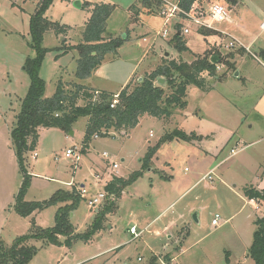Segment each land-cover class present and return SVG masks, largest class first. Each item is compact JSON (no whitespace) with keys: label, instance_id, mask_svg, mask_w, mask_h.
I'll return each mask as SVG.
<instances>
[{"label":"rangeland","instance_id":"rangeland-1","mask_svg":"<svg viewBox=\"0 0 264 264\" xmlns=\"http://www.w3.org/2000/svg\"><path fill=\"white\" fill-rule=\"evenodd\" d=\"M39 1L0 0V241L9 246L35 227H53L58 209L71 204L58 200L21 216L15 201L26 177V201L44 202L58 189L77 190L81 184L87 191L86 198L69 213L73 233L56 234L55 243L41 237L28 240L33 253L27 264H147L150 254L162 252L161 258L165 251L178 256L177 264H255L247 252L256 228L254 221L263 215L264 203H252L242 190L247 184L260 183L264 162V120L252 111L264 88V65L255 59L247 61L249 67L239 64L241 70L253 72L252 82L235 77V70L221 80L206 77L210 84L206 91L189 85L185 108L177 109L167 122L144 116L127 133L111 131L107 136L92 137L85 153L81 147L87 117H79L70 131L41 128L34 149L22 152L20 164L11 131L30 83L25 65L35 50L29 19ZM213 1L225 5L231 20L217 24V29L245 48H257L264 38V29L259 26L264 20V0ZM100 2L112 6L104 38L122 37L123 43L115 54L105 55L96 74L79 80L75 76L78 51L68 46L86 43L84 32L91 7ZM44 16L53 27H66L64 34L56 35L49 29L43 35L41 46L48 50L38 76L44 82L45 97L53 94L58 81L66 90L81 81L112 90L115 95L129 75L131 89L162 57L190 62L208 48L219 50L221 56L234 49L225 46L229 37L217 32L203 35L195 24L178 16L164 24V17L151 13L141 0H52ZM233 19L259 34L260 40L251 47L248 40L237 38ZM176 24L189 28L188 34H182L187 51L179 52L170 41ZM163 30L164 36L157 35ZM66 47L69 50L63 53ZM218 66L220 75L224 67ZM174 130L190 139L161 143L142 167L148 148ZM66 149L74 153L65 157ZM231 150L236 153L231 154ZM103 152L108 154L106 158ZM113 163L118 167L113 168ZM138 170L142 174L123 188L118 199L108 194L116 208L106 214L100 231L83 240L81 236L90 233L98 210L89 207L87 199L103 191L113 176L128 179ZM209 173L210 178L203 179ZM105 203L106 199L98 207L104 209ZM215 215L217 225L212 224ZM131 225L146 229L133 239Z\"/></svg>","mask_w":264,"mask_h":264},{"label":"trees","instance_id":"trees-1","mask_svg":"<svg viewBox=\"0 0 264 264\" xmlns=\"http://www.w3.org/2000/svg\"><path fill=\"white\" fill-rule=\"evenodd\" d=\"M235 0H229L233 3ZM52 0H40L35 12L29 19V32L31 34V47L35 50V56L28 58L25 69L30 77L29 87L22 99L21 109L15 116L14 126L11 131L13 144L17 149L19 162H22V152L33 150L41 128L56 127L64 131H70L73 123L79 117H87L84 128L81 152L85 153L89 143L95 135L107 136L109 132H128L134 128L144 116L156 117L167 122L177 109L185 108L186 91L189 85H194L202 91L210 89L206 77L223 79L228 72L234 71V53L221 56L219 50L206 49L202 54L195 55L190 61L175 58L162 57L160 63L150 72L145 73L141 80L130 89L127 83L118 93V101L110 107L114 93L105 90H94L86 84L74 83L73 89L66 90L58 81L55 91L49 97L44 96L45 85L38 76V71L47 48L41 46L43 35L49 29H53L56 35L66 32L65 26H52V21L44 16V11ZM151 13H158L162 0H141ZM212 0H176L178 7L185 13L203 18L206 15L208 4ZM88 4H86L87 8ZM91 16L86 23L85 44L69 45L78 51L76 59L75 76L79 80H86L101 65L106 54H115L123 43V38L109 36L104 38L105 21L111 13L112 6L109 3H96L91 7ZM135 8V7H133ZM136 12V11H135ZM181 15V14H180ZM181 17V16H180ZM176 33L170 40L179 51H187L186 40L182 36L180 24H176ZM197 31L203 35H213L216 31L197 26ZM244 50L243 48H239ZM69 49L66 47L63 53ZM264 57V52L259 54ZM216 56V62L211 58ZM221 64L224 70L217 75L216 66ZM163 78L164 82H158ZM83 104H77L78 100ZM178 138L189 140L190 136L184 135L178 130L164 133L161 139L151 148H148L142 159V167H146L155 149L163 142ZM22 168V166H21ZM264 176V162L262 164ZM23 169V168H22ZM142 174L141 170L134 171L128 179L113 176L104 184V191L120 197L123 188L133 182ZM23 184L16 195L15 209L21 216H28L33 211L42 209L58 200L66 203L60 207L55 215V224L51 228L35 227L29 232L17 236L11 245L6 246L0 241V264H27L33 253V247L28 245V240L45 238L50 242H57L56 234H72L73 226L70 224L69 213L75 208L82 198L76 188L58 189L47 201H26L23 199ZM74 186V185H72ZM75 187V186H74ZM243 195L247 199H255L264 203V187L257 188L252 184L243 187ZM107 206L96 212V218L91 225V231L81 238L90 239L91 234L100 231L104 226L106 214L116 208L115 200H108ZM256 226L253 232V240L248 248L247 255L255 264H264V213L255 219ZM162 262V263H161ZM147 264H172L167 253L161 258L150 255Z\"/></svg>","mask_w":264,"mask_h":264},{"label":"built area","instance_id":"built-area-1","mask_svg":"<svg viewBox=\"0 0 264 264\" xmlns=\"http://www.w3.org/2000/svg\"><path fill=\"white\" fill-rule=\"evenodd\" d=\"M163 4L161 6V8L159 9L158 13L164 17V24H166L169 20L170 17L172 16H178L179 18H182L183 20H186L187 22H191L193 24H195L196 26H200V27H204L207 29H211L216 31L218 34L220 35H224L230 38V40L228 41L227 44H225L226 47H233V48H245L242 46V44L233 36H231L230 34H228L226 31L224 30H218L217 29V24H221L224 22H228L230 19L229 17V10L225 7V5L222 2L219 1H213L210 2L207 6L206 9V15L203 18H198L195 17L189 13H185L184 11H182L176 2H173L171 0H162ZM181 14V15H180ZM181 16V17H180ZM189 33V28L188 27H184L182 29V34H188ZM166 34V30H163L162 32H157V35H161L164 36ZM143 40L145 41L146 38H143ZM246 49H248L246 47ZM252 58L255 59L257 62L261 63L262 65H264V57H262L261 61L259 59V57L257 56V54L254 53H250ZM216 69L219 70V66H216ZM118 101V94L113 95V99L111 101L110 107H113L114 104H116ZM94 137H97L96 135ZM74 153L73 150L71 149H66L64 156L65 157H70L72 154ZM236 151L231 150V154H235ZM34 156H36V153H34ZM102 156L104 158H106L108 156V154L106 152L102 153ZM79 156H76V159H78ZM117 163H113V168H117ZM205 177L210 178V173L205 175L203 177V179H205ZM79 194L81 195V197L86 198V189L83 186V184H81L78 188H77ZM108 196V194L103 190L101 192H98V194L89 197L87 199V203L89 205V207H96L98 208V206L101 204V202L106 199V197ZM113 197V196H111ZM250 200L252 203H257L258 201L255 199H248ZM212 224L213 225H217L218 224V215H215L214 218L212 219ZM146 228L142 229V230H137V227L135 225H132L129 228V234L133 237V239H136L138 237L141 236V234L143 233V231ZM162 263V262H161Z\"/></svg>","mask_w":264,"mask_h":264},{"label":"crops","instance_id":"crops-1","mask_svg":"<svg viewBox=\"0 0 264 264\" xmlns=\"http://www.w3.org/2000/svg\"><path fill=\"white\" fill-rule=\"evenodd\" d=\"M237 1V0H236ZM236 4V3H235ZM234 6V5H233ZM231 21V20H230ZM233 23V27L236 30V36L237 38H243L244 40H248V42L251 43V47L258 41L260 40L259 34H254L251 30H249L246 26L244 25H240L239 22L237 20L232 21ZM260 28L264 29V20H262L259 24ZM240 30V33H237ZM239 35V36H238ZM261 52H264V38L263 40L260 41V44L257 45V48H254L253 50L250 49V47L248 49L244 48V50H241L239 48H234L232 51H230L229 53H234L233 54V59L232 61L234 62V66H235V70H237L236 74L234 75L237 78H241L243 80V82H252L255 80V76L253 74L252 71L250 70H241L239 66V64H246L243 66H247L249 67V64L247 65V61H251L253 63L254 59L252 58L250 53H254V54H260ZM228 54V53H227ZM255 62V61H254ZM222 66V65H221ZM99 68V67H98ZM97 68V69H98ZM220 68V67H219ZM95 70L93 73L96 74L98 72V70ZM234 70V71H235ZM232 71V72H234ZM243 71V72H242ZM130 76V75H129ZM129 76L124 80V82L121 84L120 89L115 93H119V91L127 84L129 83ZM141 77H138L137 79L139 80ZM227 79V78H226ZM225 79V80H226ZM257 81V80H256ZM255 81V82H256ZM78 83V81H76ZM79 83H82L81 81H79ZM89 87H92L94 90H105V91H109V92H114L112 90H108L105 89L103 87H94L92 86V84H88ZM252 111H254L255 115L258 116V118L264 120V88L262 91V94L259 96V98L257 99V101L253 104L252 107ZM250 127H252V124H250ZM262 166V165H261ZM262 175V169H261V176H260V183H258L256 185L257 188H263L264 187V177ZM107 182V181H106ZM105 182V183H106ZM248 185V184H247ZM253 185V184H252ZM255 186V185H254ZM261 202L258 201V204H260ZM97 210V209H96ZM132 226V225H131ZM169 228V226H167ZM144 229V228H143ZM142 230V229H141ZM156 234H159V232L156 231ZM249 247V246H248ZM170 255L171 258V263L172 264H177V258L178 256L173 255L172 252L169 251H165ZM159 253H152L153 255L159 256ZM150 254V255H152Z\"/></svg>","mask_w":264,"mask_h":264},{"label":"water","instance_id":"water-1","mask_svg":"<svg viewBox=\"0 0 264 264\" xmlns=\"http://www.w3.org/2000/svg\"><path fill=\"white\" fill-rule=\"evenodd\" d=\"M78 5L77 6H80V4H79V2H76ZM211 61L213 62V63H215L216 62V56H213L212 58H211ZM235 74H236V72H235ZM158 82H160V83H163L164 82V79L163 78H159L158 79ZM97 211V210H96Z\"/></svg>","mask_w":264,"mask_h":264}]
</instances>
